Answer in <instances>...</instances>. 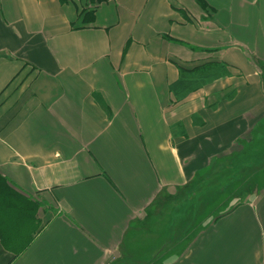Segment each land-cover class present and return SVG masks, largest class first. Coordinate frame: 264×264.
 <instances>
[{
    "label": "crops",
    "instance_id": "obj_1",
    "mask_svg": "<svg viewBox=\"0 0 264 264\" xmlns=\"http://www.w3.org/2000/svg\"><path fill=\"white\" fill-rule=\"evenodd\" d=\"M263 73L264 0H0V175L41 207L0 264H264V188L204 184L264 150Z\"/></svg>",
    "mask_w": 264,
    "mask_h": 264
},
{
    "label": "trees",
    "instance_id": "obj_2",
    "mask_svg": "<svg viewBox=\"0 0 264 264\" xmlns=\"http://www.w3.org/2000/svg\"><path fill=\"white\" fill-rule=\"evenodd\" d=\"M97 2L100 3L101 0H97ZM204 79L205 76L202 74L190 77L179 81L171 89L173 92L175 90L177 94L185 92L195 88ZM19 197L21 195L0 175V243L14 256L19 255L29 246V241L36 235L39 226L35 215L40 208V203L31 199H23L24 202ZM29 218L32 220L30 235L27 234V227L26 235H24V226L27 225ZM24 236H26L25 239H23ZM19 239H22L20 244Z\"/></svg>",
    "mask_w": 264,
    "mask_h": 264
},
{
    "label": "rangeland",
    "instance_id": "obj_3",
    "mask_svg": "<svg viewBox=\"0 0 264 264\" xmlns=\"http://www.w3.org/2000/svg\"><path fill=\"white\" fill-rule=\"evenodd\" d=\"M237 159L236 164V160L232 165L230 164L231 169L233 168L234 171H227L224 175L222 172L215 171L214 174L218 177L214 175L204 181V184L207 183L208 185V191L215 192L217 189H221L225 195L228 194L232 197V203L243 200L248 193L251 194L264 188V150H260L259 147L255 149L247 147L240 152ZM232 173L235 175L232 176ZM225 197H218L213 202L221 205V202L224 201L225 208L228 201ZM215 206L214 204V208ZM215 209H212L213 212L210 213L215 214ZM39 210H41V207L37 210L35 218H37Z\"/></svg>",
    "mask_w": 264,
    "mask_h": 264
},
{
    "label": "bare ground",
    "instance_id": "obj_4",
    "mask_svg": "<svg viewBox=\"0 0 264 264\" xmlns=\"http://www.w3.org/2000/svg\"><path fill=\"white\" fill-rule=\"evenodd\" d=\"M263 112H264V106L258 110L256 116H260Z\"/></svg>",
    "mask_w": 264,
    "mask_h": 264
}]
</instances>
